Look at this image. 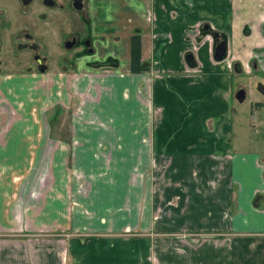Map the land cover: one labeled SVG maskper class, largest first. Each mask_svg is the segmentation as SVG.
Segmentation results:
<instances>
[{
  "label": "crops",
  "instance_id": "0c3cea01",
  "mask_svg": "<svg viewBox=\"0 0 264 264\" xmlns=\"http://www.w3.org/2000/svg\"><path fill=\"white\" fill-rule=\"evenodd\" d=\"M77 12L86 57L0 64V233L63 234L27 264H264V159L231 141L232 79L264 75V0Z\"/></svg>",
  "mask_w": 264,
  "mask_h": 264
},
{
  "label": "rangeland",
  "instance_id": "374dc122",
  "mask_svg": "<svg viewBox=\"0 0 264 264\" xmlns=\"http://www.w3.org/2000/svg\"><path fill=\"white\" fill-rule=\"evenodd\" d=\"M56 1L61 3V0ZM77 13L79 14L68 5H61L59 8L45 7L39 0H32L26 6H21L18 0H0L1 71L20 68L35 70V63L31 58L35 52L28 48L17 49L15 43L20 41L35 42L38 46L36 53L42 57L47 68L53 71L68 67L67 61L72 58L86 57L87 52L80 45L68 49L63 47L64 41L73 32H77L79 36L84 35L83 24L77 18ZM40 80L47 84L50 81L44 77H40L38 81ZM232 80L234 88H242L245 94L242 103L232 102L236 111L233 115L231 141L237 151H256L264 159V107L257 101L264 100V97L256 89L257 84L264 86V75L244 73ZM55 232L28 236L17 232L0 233V264H27L28 256L34 255L33 246L64 240L61 232ZM62 244L64 246V242ZM61 250L63 252L64 247Z\"/></svg>",
  "mask_w": 264,
  "mask_h": 264
},
{
  "label": "water",
  "instance_id": "95a60500",
  "mask_svg": "<svg viewBox=\"0 0 264 264\" xmlns=\"http://www.w3.org/2000/svg\"><path fill=\"white\" fill-rule=\"evenodd\" d=\"M21 5H27L31 2V0H19ZM41 3L45 6H53L55 3L53 0H41ZM71 6L72 8L78 10L81 8L82 6V0H71ZM202 28L207 30L208 26L206 24L202 25ZM210 35L216 40V43L213 47V58L215 60H220L225 52V45L224 42L222 40H218V33L215 31H211ZM74 43V39L64 43V48H70ZM85 45H88V43L85 42ZM21 48H28L32 51H36L38 46L36 45V43L31 42V43H22L17 45V49H21ZM91 49H89L88 51L90 52ZM191 56L190 54H187L185 59L190 60ZM32 59L36 62V70L39 72H43L46 69V65L40 62V57L37 53H34L32 56ZM232 69L234 72L239 73L240 72V68L238 63H233L232 64ZM257 90L258 92L264 96V87L260 84L257 85ZM244 90L242 88H238L234 94H233V98L237 101V102H242L244 100Z\"/></svg>",
  "mask_w": 264,
  "mask_h": 264
},
{
  "label": "flooded vegetation",
  "instance_id": "af4514ba",
  "mask_svg": "<svg viewBox=\"0 0 264 264\" xmlns=\"http://www.w3.org/2000/svg\"><path fill=\"white\" fill-rule=\"evenodd\" d=\"M19 1V0H18ZM32 1V0H31ZM54 1V5L53 6H45V5H43L42 3H41V0H39V2H40V4L41 5H43V6H45V7H48V8H51V7H54V8H59V7H61V3H57V1L56 0H53ZM83 1L84 0H82V6H81V8L80 9H78V10H76V9H74V8H72V6H71V0H69L68 2H69V6L68 7H70L71 9H73L74 11H82V9H83ZM19 4H20V1H19ZM21 5V4H20ZM28 5V4H27ZM21 6H24V5H21ZM26 6V5H25ZM72 39H74V43H73V45L71 46V47H76V46H81L82 48H84L85 49V51L87 52L89 49H91L90 50V52L92 51V48L90 47V41H89V39H88V37H86V36H79L78 35V33L77 32H73V34L72 35H70V37H69V39L68 40H65L64 41V43H66V42H68V41H70V40H72ZM31 42H33V41H27V42H24V41H20V42H17V43H15L16 44V48H17V45H19V44H22V43H31ZM85 42L86 43H88V45H85ZM35 43V42H34ZM64 43H63V47H64ZM70 47V48H71ZM21 49H24V48H21ZM65 49H67V48H65ZM32 51V50H31ZM37 51V50H36ZM36 51H35V53H36ZM34 52V51H33ZM89 52V51H88ZM34 54V53H33ZM33 54H32V56H33ZM38 54V53H37ZM39 55V54H38ZM32 56H31V58H32ZM39 57H40V62L41 63H43L42 62V57L39 55ZM34 61V60H33ZM34 63H35V69H36V62L34 61ZM44 64V63H43ZM46 65V64H45ZM258 85V84H257ZM257 85H256V89H257ZM261 85V84H260ZM264 87V86H263ZM238 89V88H237ZM258 91V90H257ZM261 96H263V95H261ZM264 97V96H263Z\"/></svg>",
  "mask_w": 264,
  "mask_h": 264
}]
</instances>
